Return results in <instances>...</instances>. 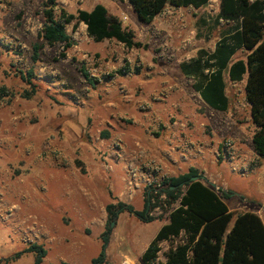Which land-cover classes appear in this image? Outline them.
Segmentation results:
<instances>
[{"label": "rangeland", "instance_id": "374dc122", "mask_svg": "<svg viewBox=\"0 0 264 264\" xmlns=\"http://www.w3.org/2000/svg\"><path fill=\"white\" fill-rule=\"evenodd\" d=\"M44 1L0 0V264H35L33 253L18 256L33 244L47 252L42 264H92L113 222L105 264H142L169 212L157 207L143 222L124 211L110 221L107 206L143 211L147 192L191 169L219 195L230 193V211L264 222V157L252 142L245 80L225 75L230 103L219 112L180 67L213 52L231 28L217 20L220 0L199 10L168 6L150 24L128 0H56L57 18L61 9L104 5L146 46L96 42L73 22L67 51L41 37ZM246 57L239 51L233 61ZM28 72L31 85L21 77ZM169 249L162 244L159 261Z\"/></svg>", "mask_w": 264, "mask_h": 264}, {"label": "trees", "instance_id": "16d2710c", "mask_svg": "<svg viewBox=\"0 0 264 264\" xmlns=\"http://www.w3.org/2000/svg\"><path fill=\"white\" fill-rule=\"evenodd\" d=\"M137 17L150 24L168 6L175 8L206 7L210 0H128ZM56 0H45L42 4L45 19L41 37L51 46L61 43L65 51L73 41L67 34L66 25L83 23L88 36L96 42L115 40L129 49L145 48L135 41L132 32L123 27L121 20L109 14L106 7L97 4L91 11L79 10L76 15L61 9L56 17ZM218 22L232 23L217 42L213 52L200 50L195 58L181 63L182 73L194 81L193 88L213 110L226 112L229 98L226 94L225 75L233 83L243 82L245 97L255 133L252 137L254 150L264 157V0H220ZM40 47L35 46V56ZM239 51H246V60L233 61ZM66 54L61 53L65 58ZM83 76L93 84L89 73L82 69ZM22 79L32 84V72L22 74ZM198 176L199 180L192 178ZM164 188L155 195L146 193L143 211L125 203L108 205L109 220L118 212L127 211L143 222L153 220L150 211L159 207L169 212L164 224L141 257L142 264H264V222L254 212L230 211L225 200L230 193L219 195L205 184L196 169L164 182ZM155 199L156 203L151 204ZM112 227L107 226L101 235L102 248L92 264L106 263V250L110 243ZM179 240L177 244L174 241ZM170 243L165 261H159L162 244ZM36 255L35 264H42L46 250L37 244L31 245L21 254Z\"/></svg>", "mask_w": 264, "mask_h": 264}, {"label": "crops", "instance_id": "0c3cea01", "mask_svg": "<svg viewBox=\"0 0 264 264\" xmlns=\"http://www.w3.org/2000/svg\"><path fill=\"white\" fill-rule=\"evenodd\" d=\"M97 5V4H96ZM94 8V6L89 10V11H91L92 9ZM107 9V8H106ZM246 77L247 76H245V78H244V80L246 79ZM226 81V80H225ZM199 94V93H198ZM227 94V93H226ZM199 96H200V94H199ZM200 98H201V96H200ZM201 101L204 103V104H206L203 100H202V98H201ZM207 105V104H206ZM208 106V105H207ZM256 153V152H255ZM228 206V205H227ZM229 207V206H228ZM161 227H159V229H160ZM159 229L156 231V234H157V232L159 231ZM156 234H155V236H156Z\"/></svg>", "mask_w": 264, "mask_h": 264}, {"label": "water", "instance_id": "95a60500", "mask_svg": "<svg viewBox=\"0 0 264 264\" xmlns=\"http://www.w3.org/2000/svg\"><path fill=\"white\" fill-rule=\"evenodd\" d=\"M192 180L193 181L199 180V177L195 176V177L192 178ZM114 225H115V222H113L111 226L114 227Z\"/></svg>", "mask_w": 264, "mask_h": 264}, {"label": "built area", "instance_id": "2783aa9c", "mask_svg": "<svg viewBox=\"0 0 264 264\" xmlns=\"http://www.w3.org/2000/svg\"><path fill=\"white\" fill-rule=\"evenodd\" d=\"M220 6V5H219ZM219 6H218V8H219Z\"/></svg>", "mask_w": 264, "mask_h": 264}]
</instances>
